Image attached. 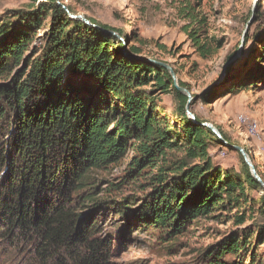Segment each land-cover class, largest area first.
<instances>
[{
    "label": "trees",
    "instance_id": "trees-1",
    "mask_svg": "<svg viewBox=\"0 0 264 264\" xmlns=\"http://www.w3.org/2000/svg\"><path fill=\"white\" fill-rule=\"evenodd\" d=\"M58 1L29 0L0 15V222L7 236L24 239L42 264H110L111 241L97 237V215L114 202L96 199V174L128 160L122 182L143 180V190L150 189L128 220L168 238L199 219L236 227L251 221L204 257L209 264H254L264 244V192L231 148L238 168L214 164L209 150L223 144L200 125L206 121L193 106L264 87V35L253 37L260 49L249 51L239 77L229 67L223 82L191 93L193 122L187 97L166 69L142 56L132 43L141 44L138 37L89 17L90 25L71 19L75 10ZM184 13L182 31L197 56L222 48V39L206 34L203 17L190 7ZM164 96L172 99V118L162 117ZM215 127L228 145L239 146ZM130 200L116 204L128 209ZM122 209L116 214L125 215Z\"/></svg>",
    "mask_w": 264,
    "mask_h": 264
},
{
    "label": "rangeland",
    "instance_id": "rangeland-1",
    "mask_svg": "<svg viewBox=\"0 0 264 264\" xmlns=\"http://www.w3.org/2000/svg\"><path fill=\"white\" fill-rule=\"evenodd\" d=\"M28 3L29 0H0V15ZM64 4L73 8L76 15L138 37L141 44L134 40L132 43L141 46L142 56L171 65L189 92L196 96L218 82L224 65L234 56L227 68L231 67L238 76L249 51L253 46L259 47L253 37L258 33L264 35V0H64ZM189 7L205 19L204 30L208 36L223 40L222 48L207 59L194 53L182 31L186 23L184 11ZM241 43L242 49L236 56ZM162 107V117L172 118L174 107L170 96L162 97ZM193 112L206 123L220 127L239 146L256 151L264 176V87L233 90L210 103L198 101ZM240 117L244 123L239 121ZM249 125L255 126V135L248 134ZM209 152L214 164L221 168H238L237 154L226 147L214 146ZM127 161L96 174L99 181L96 199L114 202L101 208L97 215L100 226L97 237L111 241L108 263L209 264L204 254L212 245L231 232L251 227V221L236 227L233 221L206 218L195 221L182 234L168 238L142 226L136 218L128 220L150 189L143 190L140 186L143 180L134 184L128 180L122 182ZM127 197L135 204L123 210L116 203ZM116 209H122L126 216L117 215ZM7 233L5 224L0 222V264H42L31 252L30 244L16 239L11 231L9 236ZM259 252L254 264H264V244L259 246ZM224 260L231 261L232 257L225 256Z\"/></svg>",
    "mask_w": 264,
    "mask_h": 264
},
{
    "label": "water",
    "instance_id": "water-1",
    "mask_svg": "<svg viewBox=\"0 0 264 264\" xmlns=\"http://www.w3.org/2000/svg\"><path fill=\"white\" fill-rule=\"evenodd\" d=\"M57 4L60 5V2H59L58 0H57ZM62 7H63V6H62ZM63 8L66 10L65 7H63ZM66 11H67V10H66ZM69 17H70L71 19H74V20H80V21H83V22L86 23L87 25H90V23L88 22V20H87L85 17L81 16V15H73V14H69ZM113 34L116 35L115 33H113ZM118 37H119V36H118ZM119 39H120L121 41H123V39H122L121 37H119ZM242 44H243V43H241L240 49H239V51H237L236 56L240 53V51H241V49H242ZM234 59H235V56H234L231 60L227 61V63L224 65V67H223V71H222V73H221V75H220V78H219L218 82H217L215 85H218V84H220L221 82H223V80L225 79V77H226V75H227V70H226V69H227L228 65H229L231 62L234 61ZM147 61H148V62H152V63H154L155 65H159V66L163 67L164 69H166V70L169 72V74H170V76H171V78H172L173 84H174L175 88L177 89V91L180 92V93H182V94H184V95L187 97V105H186V109H185V110H186V115H187V117H188L191 121L196 122L195 116L189 111V104H190V102H191L194 98L192 97L191 93H190L186 88H182V87H180V86L178 85L177 77H176L174 71L172 70L171 66L168 65V64H166V63H162V62H158V61H152V60H147ZM200 125L203 126V127L208 128V129H209V130H210V131H211V132H212V133H213V134H214V135H215V136H216V137L222 142L223 146L231 148L234 152H237V153L242 157L244 164L247 166V168L249 169V171H250V173H251V176H252L253 179L256 181V183H258V185H260V187H261V189H262V192H264V182L261 180V178H260L259 175L257 174V171H256V169H255V167H254V165H253V163H252V161H251L249 155L247 154L246 149L243 148V147H241V146H238V145H228V144H227V143L221 138V135H220L218 129H217L215 126H213L212 124H209V123H201Z\"/></svg>",
    "mask_w": 264,
    "mask_h": 264
},
{
    "label": "crops",
    "instance_id": "crops-1",
    "mask_svg": "<svg viewBox=\"0 0 264 264\" xmlns=\"http://www.w3.org/2000/svg\"><path fill=\"white\" fill-rule=\"evenodd\" d=\"M246 148H247V150L249 151V154H250V156L252 157V159H253V161H254V163H255V165L257 166V168L259 169V171L261 172V173H263V171H262V169H261V167L259 166V158L257 157V152L256 151H252L248 146H246Z\"/></svg>",
    "mask_w": 264,
    "mask_h": 264
},
{
    "label": "built area",
    "instance_id": "built-area-1",
    "mask_svg": "<svg viewBox=\"0 0 264 264\" xmlns=\"http://www.w3.org/2000/svg\"><path fill=\"white\" fill-rule=\"evenodd\" d=\"M250 135H255L256 134V129H253V126L249 125V133ZM258 137V135H257Z\"/></svg>",
    "mask_w": 264,
    "mask_h": 264
},
{
    "label": "bare ground",
    "instance_id": "bare-ground-1",
    "mask_svg": "<svg viewBox=\"0 0 264 264\" xmlns=\"http://www.w3.org/2000/svg\"><path fill=\"white\" fill-rule=\"evenodd\" d=\"M239 121L242 122V123L245 122V120L243 118H241V117L239 118ZM240 125H241V123H240ZM251 126H253V125H251ZM247 127H248V130H249V126H247ZM253 129H255V126H253ZM248 133H249V131H248Z\"/></svg>",
    "mask_w": 264,
    "mask_h": 264
}]
</instances>
